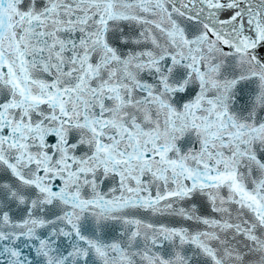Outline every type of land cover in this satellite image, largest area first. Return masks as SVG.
I'll list each match as a JSON object with an SVG mask.
<instances>
[{
	"label": "snow or ice",
	"instance_id": "snow-or-ice-1",
	"mask_svg": "<svg viewBox=\"0 0 264 264\" xmlns=\"http://www.w3.org/2000/svg\"><path fill=\"white\" fill-rule=\"evenodd\" d=\"M0 264H264V0H0Z\"/></svg>",
	"mask_w": 264,
	"mask_h": 264
}]
</instances>
